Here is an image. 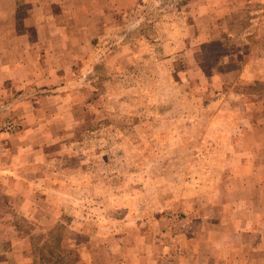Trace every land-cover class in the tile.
I'll return each instance as SVG.
<instances>
[{"label": "rangeland", "instance_id": "rangeland-1", "mask_svg": "<svg viewBox=\"0 0 264 264\" xmlns=\"http://www.w3.org/2000/svg\"><path fill=\"white\" fill-rule=\"evenodd\" d=\"M76 7L67 103L0 173V264H177L213 224L264 234V0Z\"/></svg>", "mask_w": 264, "mask_h": 264}, {"label": "crops", "instance_id": "crops-1", "mask_svg": "<svg viewBox=\"0 0 264 264\" xmlns=\"http://www.w3.org/2000/svg\"><path fill=\"white\" fill-rule=\"evenodd\" d=\"M88 1L0 0V112L15 110L20 124L17 133L4 135L9 158L0 161V173L5 172L7 165L18 169L21 144L37 148L35 139L42 143L44 132L51 130V118L61 115L59 107L67 103L66 84L73 82L74 65L83 52L81 43L70 42V36L80 34L82 29L74 27V18L86 20L90 16L85 7H76V2ZM24 5L26 15L18 14ZM18 18H24L23 27L18 25ZM4 179L0 174V183ZM260 226L250 230L258 231L257 235L252 232L251 243H243L230 237L243 228L229 230L222 223L213 224L210 238L190 236L186 258L177 264H260L264 260ZM92 260L87 254L82 259L85 264H92ZM138 264L148 263L145 259V263Z\"/></svg>", "mask_w": 264, "mask_h": 264}, {"label": "built area", "instance_id": "built-area-1", "mask_svg": "<svg viewBox=\"0 0 264 264\" xmlns=\"http://www.w3.org/2000/svg\"><path fill=\"white\" fill-rule=\"evenodd\" d=\"M15 128V124L13 121H8L5 125H4V130H14ZM4 151V146L2 143V140L0 139V155L3 153Z\"/></svg>", "mask_w": 264, "mask_h": 264}]
</instances>
